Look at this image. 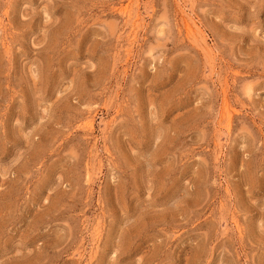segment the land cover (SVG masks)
<instances>
[{"label": "rangeland", "instance_id": "rangeland-1", "mask_svg": "<svg viewBox=\"0 0 264 264\" xmlns=\"http://www.w3.org/2000/svg\"><path fill=\"white\" fill-rule=\"evenodd\" d=\"M0 264H264V0H0Z\"/></svg>", "mask_w": 264, "mask_h": 264}]
</instances>
